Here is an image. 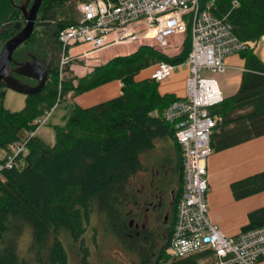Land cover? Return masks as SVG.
<instances>
[{
	"label": "trees",
	"instance_id": "16d2710c",
	"mask_svg": "<svg viewBox=\"0 0 264 264\" xmlns=\"http://www.w3.org/2000/svg\"><path fill=\"white\" fill-rule=\"evenodd\" d=\"M21 1L0 0V52L18 33L17 29L25 26L17 8ZM62 3L63 0L43 1L32 36L23 44L31 51L16 55L19 46L12 59L15 63L30 61L29 56L39 57L42 40H46L48 33H54L59 43V32L76 24V21L55 20L58 19L56 7ZM199 8L232 26L239 41H259L264 36V0H200ZM186 28L182 52L172 59L141 47L131 55L113 58L96 67L83 78L65 80L57 66L43 90L38 95L25 96L24 107L16 112L4 108L7 89L0 84V164L11 145L26 143L27 147L17 157L14 168L4 172L5 180L0 182V264H68V249L74 242L81 245L78 248L82 251L81 261H86L84 236L93 216L129 252L124 254L125 258L135 253L148 264L150 259L151 264H216L210 251L175 259L168 257L164 250L174 224L157 241L161 247L152 245L149 252L144 251L145 240L141 236H130L125 229L124 207L134 198L129 185L140 172L161 166L167 173L166 185L172 190L174 211L182 195L180 147L173 126L162 116L167 106L179 97L162 96L158 94L159 84L139 77L143 73L148 75L160 62L179 65L186 61L190 51V24ZM238 56L245 64L240 89L210 108L211 114L222 119L211 136L213 151L264 135V63L253 51ZM9 69L13 71L15 65ZM11 76L23 85L33 83L15 74ZM112 82L123 84L120 97L87 108L73 106L64 125L53 128V146L36 135L29 137L35 130L31 123L56 105L55 109L64 96L71 93L77 97ZM23 132L28 133L26 139L22 138ZM168 139L175 141L178 157L164 164L156 152V142ZM259 192H264V172L232 185L237 200ZM248 219L242 231L263 226L264 208L250 213ZM25 228L32 240L27 254L20 257L19 241Z\"/></svg>",
	"mask_w": 264,
	"mask_h": 264
},
{
	"label": "built area",
	"instance_id": "2783aa9c",
	"mask_svg": "<svg viewBox=\"0 0 264 264\" xmlns=\"http://www.w3.org/2000/svg\"><path fill=\"white\" fill-rule=\"evenodd\" d=\"M199 1L83 0L77 5L76 24L59 32L62 48L59 72L75 60L96 61L98 53L131 47L128 53L148 47L169 59L175 58L182 52L186 27L190 24L186 61L179 65L160 62L148 73V79L156 84L168 81L182 70L188 73L184 95L172 101L162 114L174 128L183 175L182 195L176 205L171 239L164 251L174 259L210 251L216 264H260L264 259V225L226 237L211 223L208 214L207 161L213 152L210 144L213 130L222 120L211 114L210 108L221 104L224 96L217 81L204 75H223L227 70L226 58L257 50L264 43V36L259 41H239L232 26L208 11H200ZM171 51L176 53L172 55ZM119 85L122 89L123 84ZM54 107L31 123L35 130L29 137L49 121ZM26 150V143L9 147L0 164L1 183L5 180L4 172L13 169L17 157Z\"/></svg>",
	"mask_w": 264,
	"mask_h": 264
},
{
	"label": "crops",
	"instance_id": "0c3cea01",
	"mask_svg": "<svg viewBox=\"0 0 264 264\" xmlns=\"http://www.w3.org/2000/svg\"><path fill=\"white\" fill-rule=\"evenodd\" d=\"M115 51H103L96 54L100 65H104L118 56L133 54L128 53V51V55ZM253 52L264 63V43H260L257 50ZM225 62L227 70L223 75L209 77L217 81L224 98H228L235 95L238 92L237 90L240 89L243 74L245 73V64L237 55L226 58ZM187 74V71L180 73L179 78L183 83L182 90H171L170 80H172V77L159 85L158 94L162 96L169 94L182 97L185 92V79L187 78ZM119 95H121L119 83L112 82L90 93L79 96V100L84 102V105L77 106L82 108L92 107L89 104L94 98L100 97L99 101L102 103L116 99L120 97ZM72 99L73 97L69 100ZM42 128L35 133L38 138H42L39 136ZM156 147L157 149L160 148V150L163 149L165 152L170 151L172 159L178 157L175 141L172 139L161 141ZM163 153L162 151L161 154H158L161 157ZM208 158L206 170L208 174V193L206 197L208 201L207 210L211 223L216 224L226 237L236 236L249 223V214L262 207L264 208V192H259L238 200L232 193L233 184L264 172V135L249 139V141L240 142L223 150L214 149ZM260 264H264V259H262Z\"/></svg>",
	"mask_w": 264,
	"mask_h": 264
},
{
	"label": "rangeland",
	"instance_id": "374dc122",
	"mask_svg": "<svg viewBox=\"0 0 264 264\" xmlns=\"http://www.w3.org/2000/svg\"><path fill=\"white\" fill-rule=\"evenodd\" d=\"M83 0H67L66 2L62 3L60 6L58 5L56 7L57 14H58V19L56 18L57 22H65V21H77L78 15H77V5H79ZM32 3L29 4L31 6ZM28 6V7H29ZM133 47L125 49V51H122V49H116L115 52L117 53H122L127 52L132 50ZM31 49L28 48L26 49L25 46H20L18 49V52L16 55H19L20 53L23 52H30ZM176 52L171 51V54L174 55ZM30 54V53H29ZM28 54V55H29ZM26 56V55H24ZM102 63V62H101ZM100 62L99 59L96 61H88V62H82V63H76V60L73 61L71 64H69V68L64 74V71L66 68L63 69V74L61 75V78L63 80L69 78H83L86 75H88L93 69L96 67H99ZM186 70H182L181 72H178L174 74L171 81V90H182L183 83L181 81L180 73H185ZM147 78V74L143 73L142 77L140 76L139 79H145ZM204 78H210L208 75H204ZM138 79V80H139ZM75 84V83H74ZM33 83H30L29 86H33ZM35 87V86H34ZM67 96V98H66ZM64 96L63 100L61 101L60 104L57 105V107L53 110L52 117L49 119L48 123H46L42 130L39 132V136L44 138L45 142L48 143L49 145H54L55 143V138L53 137L54 135V127L55 126H63L66 117L69 114V110L72 109L73 106H83L84 102H81L79 100V96H73V94H68ZM72 100H69L72 98ZM105 97V96H104ZM25 97L21 94L15 93L13 91L7 90L6 91V97L4 99V108L10 110L11 112H16L21 110L24 105H25ZM99 98H94L90 102L89 106H94L95 104L101 103L99 101ZM86 107V106H85ZM28 136V133L23 132L22 133V138L26 139ZM158 142V141H157ZM156 142V145H157ZM156 149L157 153H160L163 151L164 153L162 154L160 160L163 161L164 164L171 163V155L170 151L165 152L163 149L160 150ZM0 153V157H1ZM101 222L98 221L97 217L93 216L92 220L90 222V225L88 226L89 230L84 236V247L87 249L88 254L87 259H82V251L79 250L81 245L75 243L70 244V249H68L69 253H67L68 257L70 256V263L68 264H112L116 259L123 258L124 254L127 255L129 252H127L126 249H124L120 242L116 240L115 236L112 234V232L106 231L104 227L102 226ZM31 235L29 234V230L25 228V232L23 233V236L21 237V241H19L20 248H19V255L20 257H24L27 254V249L31 245ZM65 245V243H64ZM66 247V245H65ZM67 248V247H66ZM82 248V247H81ZM83 250V248H82ZM70 254V255H69ZM75 256V257H74ZM130 258V257H129ZM119 261V260H116ZM85 262V263H84Z\"/></svg>",
	"mask_w": 264,
	"mask_h": 264
},
{
	"label": "flooded vegetation",
	"instance_id": "af4514ba",
	"mask_svg": "<svg viewBox=\"0 0 264 264\" xmlns=\"http://www.w3.org/2000/svg\"><path fill=\"white\" fill-rule=\"evenodd\" d=\"M41 46L43 47L41 54L39 57H34V60L44 67L48 66L46 71L48 80L54 75L57 66L59 67L61 47L54 33L52 35L48 33L46 40H42ZM32 82L33 87L38 84L36 81ZM167 181V173L163 172L161 166L154 165L149 167L148 171L137 174L129 185L134 198L124 207L127 213L125 229L128 230L130 236L134 234L145 240L143 248L146 252L151 250L152 245L161 247L157 241H161L175 220L172 190L166 185ZM116 260L112 264H148L147 260L135 253L130 259L123 257ZM150 261L151 259L149 264H151Z\"/></svg>",
	"mask_w": 264,
	"mask_h": 264
},
{
	"label": "water",
	"instance_id": "95a60500",
	"mask_svg": "<svg viewBox=\"0 0 264 264\" xmlns=\"http://www.w3.org/2000/svg\"><path fill=\"white\" fill-rule=\"evenodd\" d=\"M44 0H22L21 4L17 7L23 16L25 26L21 29H17L18 33L12 37L7 43L2 46L0 52V84H3L7 90L21 94L24 97L38 95L43 88L47 80L48 66H42L33 56H29L30 61L15 63L13 59L14 53L19 46H23L28 42L32 36L35 27V19H37L38 11ZM49 3H54L62 0H47ZM31 6H29V4ZM29 6V7H28ZM10 65H15V69L11 71ZM11 74H15L18 77L36 81L38 84L35 87L23 85L20 81L13 78Z\"/></svg>",
	"mask_w": 264,
	"mask_h": 264
}]
</instances>
